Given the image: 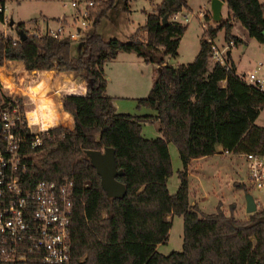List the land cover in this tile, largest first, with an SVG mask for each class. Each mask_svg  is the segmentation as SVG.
Returning a JSON list of instances; mask_svg holds the SVG:
<instances>
[{
	"label": "trees",
	"instance_id": "16d2710c",
	"mask_svg": "<svg viewBox=\"0 0 264 264\" xmlns=\"http://www.w3.org/2000/svg\"><path fill=\"white\" fill-rule=\"evenodd\" d=\"M93 1L91 32L77 59L72 58L69 36L31 34L23 22L15 27L27 32L25 39L0 32V65L12 61L29 71L74 73L88 83L85 93L60 98L73 116V129H51L50 140L36 156L37 178L74 180L71 258L55 264H264V206L248 217L237 216L235 202L230 213L222 202L214 212H205L198 202H191L188 176L190 160L215 153L218 145L234 152H264V126L256 123L264 109V90L245 80V72H238L228 52L227 64L212 63L209 40L223 28L226 43L242 42L233 33L238 20L250 37L264 43V3L225 0L228 16L217 26L210 23L211 11L205 15L207 27L195 58L171 63L167 56L178 55L188 28L173 16L189 8L187 0L157 3L128 40L104 39L97 31L116 0ZM166 14L169 22L164 25ZM4 18L0 11V21ZM122 50L157 64L149 93L137 98L139 107H151L156 114L118 112L108 95L104 64ZM153 119L160 122L162 135L145 137L143 124ZM170 142L177 145L183 163L174 193L168 187L173 174ZM106 147L115 149L122 170L116 176L126 186L122 196L107 193L87 153ZM235 185L249 192L244 182ZM171 214L183 216V248L163 253L157 244L168 241Z\"/></svg>",
	"mask_w": 264,
	"mask_h": 264
},
{
	"label": "built area",
	"instance_id": "2783aa9c",
	"mask_svg": "<svg viewBox=\"0 0 264 264\" xmlns=\"http://www.w3.org/2000/svg\"><path fill=\"white\" fill-rule=\"evenodd\" d=\"M93 4V0L72 2L77 13L73 27L60 18L55 27L30 33L78 38L91 26ZM6 10V4H0V11L5 13L3 22L10 19ZM200 15L204 17L202 27H207L206 12L201 10ZM173 19L184 22L190 15L180 11ZM209 40L211 60L227 64V52L235 41L221 47ZM61 74L45 88L39 84L37 70L29 71L12 61L0 65V264H55L71 258L74 180L69 176L60 181L36 176V156L50 140L51 129L63 123L67 129L74 127L73 116L63 108L61 96L87 91L88 83H82L74 73ZM244 78L264 90V62L245 72ZM15 88L23 94L16 95ZM61 112L66 120L60 119ZM244 154L249 186L264 188V152Z\"/></svg>",
	"mask_w": 264,
	"mask_h": 264
},
{
	"label": "rangeland",
	"instance_id": "374dc122",
	"mask_svg": "<svg viewBox=\"0 0 264 264\" xmlns=\"http://www.w3.org/2000/svg\"><path fill=\"white\" fill-rule=\"evenodd\" d=\"M74 0H7L6 14L10 17L8 21H0V32L5 35H12L15 38H19V31L16 29V24L22 21L27 23V30L43 32V29H34L35 20L37 18L46 17V15H59L62 11L71 13L73 10L72 2ZM78 1V0H77ZM80 2L88 0H79ZM188 5L193 10L189 11L190 19L184 22L188 23V28L181 39L179 46V54L176 57H170L171 62H186L193 60V51L199 44V39L202 35V21L203 16L200 15V11L211 14V0H187ZM264 2V0H261ZM161 2V0H128L129 6L126 7V0H116L115 5L109 10L107 16L103 17L98 25L97 31L102 35L104 39H110L112 37H118L122 40H128L130 35L142 24H145L147 12L153 11V7ZM224 13H227V6L223 8ZM211 11V12H210ZM11 18L14 19V24H10ZM81 18V17H80ZM49 22L54 26L57 24V18H48ZM212 21V22H211ZM210 23L213 26H217V21L211 20ZM234 31L242 36L250 37L248 34H244L240 29L241 24L238 20ZM4 23V24H3ZM73 27V26H72ZM206 27H204V30ZM91 32V28L85 29L78 38H72V58L77 59L83 52L85 37ZM251 40V41H250ZM217 43L223 42L225 44V30L222 28L219 30L218 35L214 38ZM217 43V44H218ZM249 46L247 47V45ZM233 56L239 60L240 67L239 73L243 71H251L254 69L255 64L262 60L264 61V43H260L255 38H247V41L240 43L239 45H233ZM248 49V52L245 51ZM245 53V54H244ZM250 59V60H249ZM15 65L14 62H12ZM19 64V63H17ZM10 69L12 66H9ZM157 64L152 62L141 61V64L137 69H140V80H137L134 86L124 88L120 87L121 82L119 78L114 75L110 85V93H114V96L118 95L115 99L118 103L116 110L123 113L143 114L144 112H155L154 109L147 106L139 107L137 105V98L146 96L150 89L152 82V75L154 76ZM154 71V73H153ZM78 77V76H77ZM79 78V77H78ZM31 82V80H29ZM41 81V80H40ZM87 83L86 79L81 82ZM82 82V83H83ZM123 83V82H122ZM48 86H45V88ZM124 91L125 94H116ZM16 95H22L23 91L15 92ZM124 95V96H121ZM121 96V97H120ZM70 113V112H69ZM71 114V113H70ZM60 119H67L66 115L60 114ZM60 122V121H59ZM256 123L264 126V109L261 111ZM64 124V123H63ZM59 124V125H63ZM58 125V126H59ZM64 126V125H63ZM142 133L145 136H157L159 130L156 121H147L143 124ZM170 152L173 161V174L170 176L169 189L172 193L178 189L180 178L178 176L179 169L183 168L182 159L178 147L175 143L170 142ZM223 149L219 153L225 160L220 164V170L214 171L213 165H206V171L202 172L196 165L192 164L190 185L191 202H198L201 209L205 212H214L219 202H222L223 208L227 213H230V204L236 203V214L238 217H248L251 212L247 211L246 195L248 192L239 190L235 185V181L239 182L241 176L244 177L243 182L249 187V193H252L258 202V207L264 206V188L257 189L249 186L247 176V163L244 154L234 152L232 154L225 152ZM234 164L239 169H232V159ZM231 160V161H230ZM232 165V166H231ZM231 166V168H230ZM229 168V169H228ZM190 175V173H189ZM242 182V181H241ZM172 220V227L169 231V238L167 242L161 243L158 246V250L163 253H170L173 250H181L183 248V230L184 220L183 216L179 214H171L168 216Z\"/></svg>",
	"mask_w": 264,
	"mask_h": 264
},
{
	"label": "crops",
	"instance_id": "0c3cea01",
	"mask_svg": "<svg viewBox=\"0 0 264 264\" xmlns=\"http://www.w3.org/2000/svg\"><path fill=\"white\" fill-rule=\"evenodd\" d=\"M75 1V0H74ZM79 1V0H78ZM162 1V0H161ZM189 2V1H188ZM7 3V2H6ZM264 3V2H263ZM224 6H227V2L224 0V3H223V6H222V15L223 17H227L228 16V6H227V13H224ZM211 8V7H210ZM154 9V7H153ZM193 10L192 7L189 5V8H185L183 10V12H189ZM152 11H149L147 12L150 13ZM76 9L73 7V10L71 13H67L66 11H62L61 13H59V15H46V17H41V18H37L35 20V28L34 29H46L47 27H55L53 24H51L49 22V19L48 18H54L57 20L60 19V18H65L66 19V24L70 25V26H74V24L72 23L73 19H74V15H76ZM214 20V19H213ZM24 24H25V28L27 29V23L25 21H22ZM212 22V21H211ZM58 23V22H57ZM219 23V22H217ZM237 22L234 21V27H233V33L241 36L243 38V41L242 42H245L247 41V38H251V37H245V36H242L238 33H236L234 31V28L236 26ZM217 25V24H216ZM239 29L246 35L248 34L247 30L240 24L239 25ZM219 33V32H218ZM185 34V33H184ZM183 34V36H184ZM182 36V37H183ZM204 36V28H202V35L199 39V44L198 46L196 47V49H194L193 51V59L195 58V56L197 55L199 49H200V45H201V39L202 37ZM182 39V38H181ZM251 41V40H250ZM240 42V43H242ZM218 43V42H217ZM240 43L238 44H235V45H239ZM219 46L223 47L225 45V43L223 42H219L218 43ZM249 46V44L247 45V47ZM248 52V49L245 51V53ZM244 53V54H245ZM179 54V53H178ZM228 54L230 55V59L232 61L235 62L236 66H237V70L238 72L239 71V67H240V62L239 60H237L234 56H233V49L230 48L228 50ZM178 56V55H177ZM171 56H167V61L168 62H171ZM250 60V59H249ZM141 61H146L142 56H140L137 52L135 51H119V53L114 57V58H111L110 60H107L104 64V71H105V74H106V77L108 79V86H107V93L108 95L112 96L113 97V102H114V105L117 106L118 103L116 102V96H114V93H110L109 91V85L114 77V75L116 77H118L119 81L121 82L120 84V87H124V88H128V87H131L130 85L134 86L137 82V80H140L141 79V76L139 75V72H140V69H137L139 67V65L141 64ZM192 61V60H191ZM212 63L213 61L210 60ZM148 62V61H146ZM179 62V61H177ZM177 62H171V63H177ZM186 62H190V61H186ZM260 62H264L262 60H259L254 68L260 63ZM153 63V62H152ZM156 64V63H155ZM253 69V68H252ZM251 69V70H252ZM39 72V77H40V80L39 81V84L41 86H48V87H51L54 83H55V80H57L58 78L61 77V73L58 74V75H55L54 72L52 71H46V70H37ZM244 72H247V71H243L242 73ZM154 73V71H153ZM152 78H153V75H152ZM123 82V83H122ZM153 84V79H152V82L150 84V86H152ZM151 88V87H149ZM121 93H116V94H125L124 91H120ZM121 96H124V95H121ZM120 96V97H121ZM117 104V105H116ZM155 111V110H154ZM143 114H156V111L155 112H144ZM152 121H156L157 122V127H158V130H159V135L157 136H161L162 135V131L160 130V122L158 120H155L153 119ZM147 122V121H146ZM145 123V122H144ZM144 135V134H143ZM145 136V135H144ZM157 136H145V137H148V138H153V137H157ZM170 144V143H169ZM170 149V147H169ZM224 149V147L222 145H218V149L215 153L213 154H209V155H203V156H199V157H194L190 160V163H189V167H188V172L190 173V175L188 174L189 176V179H190V176H191V170H192V164L193 163H196V165L201 169L202 172H205L206 171V165H213V167L215 169H213L214 171H219L220 170V164L223 163L225 160L223 159V157L221 156V153H219L220 151H222ZM225 152H228L230 154L234 153V151H225ZM244 154L245 152H239L238 154ZM245 155V154H244ZM231 158V157H230ZM232 159V164H234V161H233V158ZM231 161V160H230ZM246 163H247V160H246ZM232 166V165H231ZM230 166V168H231ZM219 169V170H218ZM229 169V168H228ZM232 169L236 170V169H239V167L237 166V164L233 165ZM169 180H170V177L168 178V184H169ZM244 180V177L241 176L240 179L238 180L239 182H243ZM236 182V181H235ZM180 185V181H179V184H178V187ZM169 187V186H168ZM238 188V187H237ZM239 190H243L242 188H238ZM190 193H191V185H190ZM174 215V214H173ZM171 219V218H170ZM161 243H158L157 244V249H158V246L160 245Z\"/></svg>",
	"mask_w": 264,
	"mask_h": 264
},
{
	"label": "water",
	"instance_id": "95a60500",
	"mask_svg": "<svg viewBox=\"0 0 264 264\" xmlns=\"http://www.w3.org/2000/svg\"><path fill=\"white\" fill-rule=\"evenodd\" d=\"M224 0H211V11L213 19L217 22L222 20V6ZM169 22V15L166 14L163 17V24ZM10 24H14V19L11 18ZM27 32L24 29L19 30V36L22 39L27 37ZM89 157L99 174L101 175L102 185L110 196H122L126 193L125 184L120 181L116 176L122 173V170L118 169L115 157V149L113 147H106L103 150L90 149L87 150ZM247 211L254 212L258 208V202L256 201L252 193H247Z\"/></svg>",
	"mask_w": 264,
	"mask_h": 264
},
{
	"label": "bare ground",
	"instance_id": "6f19581e",
	"mask_svg": "<svg viewBox=\"0 0 264 264\" xmlns=\"http://www.w3.org/2000/svg\"><path fill=\"white\" fill-rule=\"evenodd\" d=\"M20 90H21V89H19V88H15V89H14V92H16V91L19 92Z\"/></svg>",
	"mask_w": 264,
	"mask_h": 264
}]
</instances>
